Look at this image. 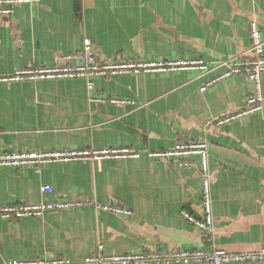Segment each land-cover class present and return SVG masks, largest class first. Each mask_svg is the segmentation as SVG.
I'll return each mask as SVG.
<instances>
[{"label":"crops","instance_id":"crops-1","mask_svg":"<svg viewBox=\"0 0 264 264\" xmlns=\"http://www.w3.org/2000/svg\"><path fill=\"white\" fill-rule=\"evenodd\" d=\"M251 21L257 22L264 39V0H40L1 14L0 151L130 147L141 155L1 168L0 207L85 198L119 204L133 213L125 218L85 206L14 222L0 215V264L55 256L82 260L99 243L111 255L261 249L264 114L255 112L222 126L209 124L246 105L251 86L245 74L201 90L226 71L222 63L227 59L254 56ZM86 38L100 62L202 59L208 70L3 80L30 65L81 64L80 58L67 57L81 51ZM262 82L264 92V74ZM188 140H206L210 147V241L185 216L204 219L199 167L148 155ZM44 184L54 193L43 194Z\"/></svg>","mask_w":264,"mask_h":264},{"label":"built area","instance_id":"built-area-1","mask_svg":"<svg viewBox=\"0 0 264 264\" xmlns=\"http://www.w3.org/2000/svg\"><path fill=\"white\" fill-rule=\"evenodd\" d=\"M40 0H0V15H10L15 9L25 3H37ZM251 46L254 54L251 58L240 55L227 59L222 64L227 65L226 71L206 81L201 90L205 91L215 83L237 74H245L251 86V92L244 107L227 112L209 124L222 126L236 119L251 115L255 112L264 114V92L262 76L264 74V39L256 21L250 23ZM77 57L82 60L77 65H50L34 66L16 69L11 75L3 77V80L11 82L18 80H41L68 77L95 78L110 75L146 74L176 71L180 69H200L207 71L208 66L202 59L197 60H115L100 62L98 51L93 42L86 38L83 48L76 54L67 58ZM91 88V85H90ZM92 99V98H91ZM94 100L120 104H133L135 101L121 98L96 97ZM209 152L210 147L206 140H188L178 142L173 148L165 150L148 151L153 158H178L184 166L196 164L203 173V185L201 187V205L205 212L204 219L198 220L186 216L192 224L202 228L208 234V241L212 239L213 228L212 198L209 183ZM141 153L130 147H109L100 149H63L46 151L37 150H13L0 151V169L3 167L20 168L31 166L38 168L41 165L52 162L80 161L88 163L100 159L109 158H137ZM194 157V159H193ZM41 191L45 195L54 193L51 185L44 184ZM85 206L96 207L99 211H106L122 217H129L133 211L119 204H96L90 199H56L40 202H20L3 204L0 207L2 218L19 221L25 218H42L47 211L60 209H75ZM264 262V246L257 251L230 252L221 248L211 250L203 249H176V250H151L140 253L107 254L103 243H99L94 253L82 260H75L65 256L37 257L32 259H9L3 264H228L242 262Z\"/></svg>","mask_w":264,"mask_h":264},{"label":"rangeland","instance_id":"rangeland-1","mask_svg":"<svg viewBox=\"0 0 264 264\" xmlns=\"http://www.w3.org/2000/svg\"><path fill=\"white\" fill-rule=\"evenodd\" d=\"M9 221H12V220H9ZM14 222V221H13Z\"/></svg>","mask_w":264,"mask_h":264}]
</instances>
